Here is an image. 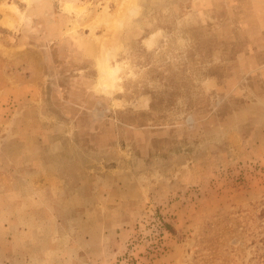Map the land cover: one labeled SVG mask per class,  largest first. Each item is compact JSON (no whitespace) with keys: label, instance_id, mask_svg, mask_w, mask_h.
I'll list each match as a JSON object with an SVG mask.
<instances>
[{"label":"rangeland","instance_id":"374dc122","mask_svg":"<svg viewBox=\"0 0 264 264\" xmlns=\"http://www.w3.org/2000/svg\"><path fill=\"white\" fill-rule=\"evenodd\" d=\"M124 1L0 0V264H264V0Z\"/></svg>","mask_w":264,"mask_h":264},{"label":"bare ground","instance_id":"6f19581e","mask_svg":"<svg viewBox=\"0 0 264 264\" xmlns=\"http://www.w3.org/2000/svg\"><path fill=\"white\" fill-rule=\"evenodd\" d=\"M132 3L134 4V0H126L121 4V7L123 9H128V11H135V7L132 6ZM70 7V3H67ZM99 18L103 19L104 16H99ZM124 18L121 17H114L111 20V23L114 25H117L120 21H123ZM153 35H150L144 39V42L147 46H150L153 42ZM118 40L113 39L111 41L110 45H107V43L103 40L100 42V49L98 52V55L96 57L97 65H98V77H97V86L100 87L103 91L110 93L113 91L112 89H115L116 86H118V81L120 79L118 75V69L119 65H110L106 58L107 49H112V47L117 46Z\"/></svg>","mask_w":264,"mask_h":264}]
</instances>
